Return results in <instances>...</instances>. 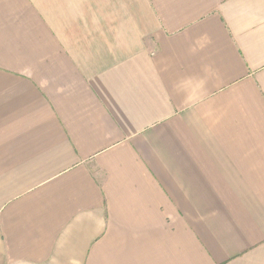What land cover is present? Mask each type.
<instances>
[{"label":"crops","instance_id":"1","mask_svg":"<svg viewBox=\"0 0 264 264\" xmlns=\"http://www.w3.org/2000/svg\"><path fill=\"white\" fill-rule=\"evenodd\" d=\"M0 264H264V0H0Z\"/></svg>","mask_w":264,"mask_h":264}]
</instances>
